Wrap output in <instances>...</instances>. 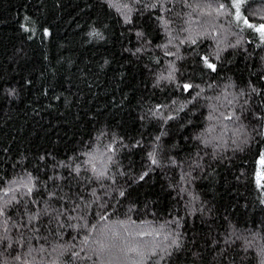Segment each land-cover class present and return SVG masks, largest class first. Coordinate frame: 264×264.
<instances>
[{"label": "trees", "instance_id": "1", "mask_svg": "<svg viewBox=\"0 0 264 264\" xmlns=\"http://www.w3.org/2000/svg\"><path fill=\"white\" fill-rule=\"evenodd\" d=\"M231 2L0 0V264L264 262V44Z\"/></svg>", "mask_w": 264, "mask_h": 264}, {"label": "snow or ice", "instance_id": "2", "mask_svg": "<svg viewBox=\"0 0 264 264\" xmlns=\"http://www.w3.org/2000/svg\"><path fill=\"white\" fill-rule=\"evenodd\" d=\"M245 2H246V0H232L231 7L235 10L234 11V18L237 22L243 21L244 25H246L248 28L256 31L261 38V43L264 44V24H260L257 26V25H254L252 23H249L248 19L242 15L241 8ZM124 7H127V5H125ZM220 7H221V9H223V5H221ZM126 22H129L127 20V18H126ZM21 27L24 28L25 31H28V29L26 27H24V25H21ZM44 34L48 35L47 30H45ZM137 35H139V33ZM193 43H194V41H193ZM201 59L203 60V63H204L206 68L210 69L213 72L217 71L216 64L210 62V60L207 56L201 57ZM168 79H172V77L169 76ZM179 86L182 88V90L184 92H189L194 87V85L191 83H184V84L179 85ZM197 95H199V93H197ZM158 108H159V106H158ZM211 118L212 117L210 116L209 119H211ZM232 118L233 117L231 115L224 117V119H226V120H231ZM169 119H172V117H169ZM157 139H159V137H157ZM113 151H114V149L111 145L107 146L106 153L107 152H113ZM106 153H101V159H98L91 152L87 154L88 160L86 161V163L91 165L90 170L93 173L94 178L97 180H101V179L105 178L107 170H108V162H110L112 159V157L109 156V157H107V161H104L102 158L104 155H106ZM148 155H149V159L151 161V164L155 165L158 163V161L156 160L153 153H149ZM258 164H259V168L257 169L256 183H257V186L259 188H264V183L261 182V181H264V171H261V169H264V152H262L260 154ZM97 165H100V167H98ZM77 174H79V169H77ZM146 175H147V172H145L144 175L140 176V179L143 180L144 176H146ZM29 179H30V177H29ZM22 187H25L27 189V193L30 195L33 192L34 185H31L30 182L29 183H22ZM8 194H9L8 191L4 192V196H8ZM120 195L123 196L124 193L121 192ZM55 196H56L55 193H51L49 195V199H52ZM77 207H79V205H77ZM3 214H4V209L2 207H0V215H3ZM38 215H39V213L35 216H29L28 222L31 223L32 221L36 220ZM100 219L105 220V219H107V217L102 215L100 217ZM61 226H63V225H61ZM92 227L95 228V225H93ZM146 235H151V233H146ZM115 236H116V234L113 233V237H115ZM168 238H169L168 236L164 237L165 240H167ZM84 243L85 244L88 243L87 236H85ZM171 244L174 245L175 247H179V243L175 239H173L171 241ZM104 248H105V246L101 245V249H100L101 252L104 251ZM164 250L166 251V249H164ZM127 252L134 253L135 256L139 258L138 260H134L133 264H141L143 259H145V254L139 246L129 247V248H127ZM127 252L125 254H127ZM72 255L78 257L79 253L73 252ZM152 255H156V253L153 252ZM167 255L171 256V252H167ZM164 258L165 257H163V256L160 257L161 260H163ZM17 259H19V257H17ZM156 264H159V261H157ZM262 264H264V262H262Z\"/></svg>", "mask_w": 264, "mask_h": 264}]
</instances>
